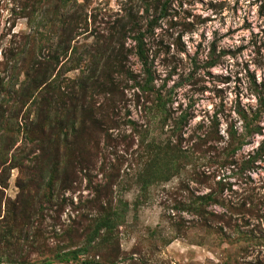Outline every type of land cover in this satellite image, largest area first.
Instances as JSON below:
<instances>
[{
    "label": "rangeland",
    "instance_id": "374dc122",
    "mask_svg": "<svg viewBox=\"0 0 264 264\" xmlns=\"http://www.w3.org/2000/svg\"><path fill=\"white\" fill-rule=\"evenodd\" d=\"M83 260L264 264V0H0V264Z\"/></svg>",
    "mask_w": 264,
    "mask_h": 264
},
{
    "label": "trees",
    "instance_id": "16d2710c",
    "mask_svg": "<svg viewBox=\"0 0 264 264\" xmlns=\"http://www.w3.org/2000/svg\"><path fill=\"white\" fill-rule=\"evenodd\" d=\"M138 47V55L144 59L143 60V68H144V73L143 75H141L140 73H136V72H133L131 70L129 71H125L124 73L126 74V76L128 77V79L131 81V82H134L137 84V86H133V87H137L139 88V91L140 94H142L143 92H145V90L152 94V92H155L154 93V96L156 97V99L158 100V105H162L163 103V106H162V110L163 112L166 111V109H164V95L158 91V90H155L154 86L152 85V74H151V69H149L147 67V56L145 55V51L143 49V47L140 45V46H137ZM46 63L43 61V60H39L35 63V66L38 70H41L43 71V67ZM104 69H94L92 70L88 75L82 77L79 81V84L80 86L82 87V89L84 90V87L86 88H94L97 90V92H100L102 93V91L104 90H107V89H110L109 87L112 88V91H115L116 88H115V82H114V79L112 77V72L110 71H103ZM84 86V87H83ZM108 92H111V91H108ZM134 94L138 97L139 96V93L137 94L136 92H134ZM169 97V96H167ZM157 105V106H158ZM167 112V111H166ZM185 114V113H184ZM180 115L178 117V120L179 119H186V115ZM178 125L180 123H177ZM125 214H124V211L122 210H119L117 208H114V210H112L111 212L109 213H106L104 214L103 216L99 217L97 222H96V226H95V232L99 231L100 229H105L106 231H110L112 229H114V227H116L117 225L120 224V222L123 220ZM85 250V248L83 249ZM80 250L79 249H76V250H72L70 252H65L64 254H56V257L59 261H65L68 259V257H72L74 259H78L77 257V253L79 252ZM69 254H71L69 256ZM82 263L84 264H93L92 261H82Z\"/></svg>",
    "mask_w": 264,
    "mask_h": 264
}]
</instances>
